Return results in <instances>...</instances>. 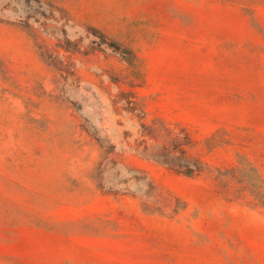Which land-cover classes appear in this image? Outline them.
I'll list each match as a JSON object with an SVG mask.
<instances>
[{
    "label": "rangeland",
    "instance_id": "1",
    "mask_svg": "<svg viewBox=\"0 0 264 264\" xmlns=\"http://www.w3.org/2000/svg\"><path fill=\"white\" fill-rule=\"evenodd\" d=\"M0 264H264V0H0Z\"/></svg>",
    "mask_w": 264,
    "mask_h": 264
},
{
    "label": "trees",
    "instance_id": "2",
    "mask_svg": "<svg viewBox=\"0 0 264 264\" xmlns=\"http://www.w3.org/2000/svg\"><path fill=\"white\" fill-rule=\"evenodd\" d=\"M158 161L160 163L169 165V166H173L172 163H170V159H168L167 157H159ZM200 169L199 167H197L196 165L193 164H188L186 166V169H184V174L188 175V176H192L194 175L196 172H199Z\"/></svg>",
    "mask_w": 264,
    "mask_h": 264
}]
</instances>
